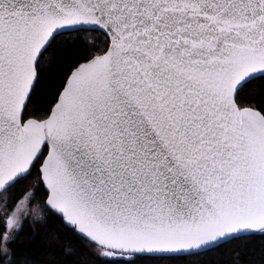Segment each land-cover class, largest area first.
<instances>
[{
  "label": "snow or ice",
  "instance_id": "obj_1",
  "mask_svg": "<svg viewBox=\"0 0 264 264\" xmlns=\"http://www.w3.org/2000/svg\"><path fill=\"white\" fill-rule=\"evenodd\" d=\"M49 221L92 264L264 236V0H0V264Z\"/></svg>",
  "mask_w": 264,
  "mask_h": 264
},
{
  "label": "trees",
  "instance_id": "obj_2",
  "mask_svg": "<svg viewBox=\"0 0 264 264\" xmlns=\"http://www.w3.org/2000/svg\"><path fill=\"white\" fill-rule=\"evenodd\" d=\"M62 55H65V51L57 52V57ZM58 63V59L53 61L54 65ZM50 87L51 84L43 82L40 92L46 94ZM12 247L14 259L19 264H92L81 243L55 221L37 223L35 226L26 223ZM66 248H71V252H66ZM185 264H264V236L233 241L190 258Z\"/></svg>",
  "mask_w": 264,
  "mask_h": 264
}]
</instances>
